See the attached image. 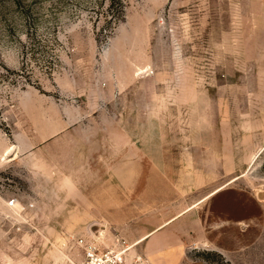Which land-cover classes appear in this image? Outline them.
<instances>
[{"label":"rangeland","instance_id":"obj_1","mask_svg":"<svg viewBox=\"0 0 264 264\" xmlns=\"http://www.w3.org/2000/svg\"><path fill=\"white\" fill-rule=\"evenodd\" d=\"M112 1L0 0V264H264V0Z\"/></svg>","mask_w":264,"mask_h":264},{"label":"crops","instance_id":"obj_2","mask_svg":"<svg viewBox=\"0 0 264 264\" xmlns=\"http://www.w3.org/2000/svg\"><path fill=\"white\" fill-rule=\"evenodd\" d=\"M215 191H213V192H215ZM213 192H211L209 195H211ZM220 192H218V193H220ZM217 194H214L211 197H214ZM211 197H209V198H211ZM195 206L196 205H193V206L185 209L178 216L174 217L173 219H171L170 221H168L167 223H165L162 226V227L169 226L171 228L172 227L174 228V226H177L176 230L178 231V236H179V241H180L179 244H189V245H193V246H198L199 244L204 245L203 243H201L203 241L205 242V230H204L203 221L199 217L196 220H195V217H192V218L187 217L189 215L188 212L191 211ZM157 230H155L152 233H150L149 235H147L146 240L151 239L154 235H156ZM150 236H151V238H149ZM203 237H204V240H203ZM192 239L194 240L193 242L190 241Z\"/></svg>","mask_w":264,"mask_h":264},{"label":"built area","instance_id":"obj_3","mask_svg":"<svg viewBox=\"0 0 264 264\" xmlns=\"http://www.w3.org/2000/svg\"><path fill=\"white\" fill-rule=\"evenodd\" d=\"M14 205V202H11ZM79 243L85 246L86 262L85 264H122L121 252H115L109 248L101 250L95 243L87 244L85 240L81 239Z\"/></svg>","mask_w":264,"mask_h":264},{"label":"trees","instance_id":"obj_4","mask_svg":"<svg viewBox=\"0 0 264 264\" xmlns=\"http://www.w3.org/2000/svg\"><path fill=\"white\" fill-rule=\"evenodd\" d=\"M116 0H113L111 3H110V7H116L115 5H116ZM121 3H122V1L121 0H118V4L121 6Z\"/></svg>","mask_w":264,"mask_h":264}]
</instances>
